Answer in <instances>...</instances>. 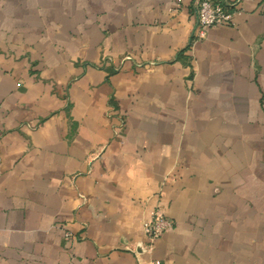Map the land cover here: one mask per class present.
<instances>
[{"label":"crops","instance_id":"0c3cea01","mask_svg":"<svg viewBox=\"0 0 264 264\" xmlns=\"http://www.w3.org/2000/svg\"><path fill=\"white\" fill-rule=\"evenodd\" d=\"M195 21L0 0V264H264V0Z\"/></svg>","mask_w":264,"mask_h":264},{"label":"built area","instance_id":"2783aa9c","mask_svg":"<svg viewBox=\"0 0 264 264\" xmlns=\"http://www.w3.org/2000/svg\"><path fill=\"white\" fill-rule=\"evenodd\" d=\"M241 0H192L196 14L194 36L202 38L209 27L215 25H230L233 23V13L240 7ZM173 220L160 209H156L149 220L143 224L144 233L149 239V247L153 241L163 235L173 226Z\"/></svg>","mask_w":264,"mask_h":264}]
</instances>
